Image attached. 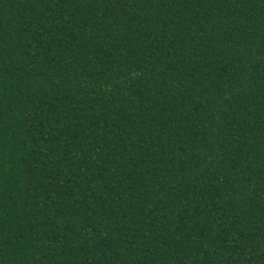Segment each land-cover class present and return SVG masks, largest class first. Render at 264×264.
Here are the masks:
<instances>
[{"label": "trees", "instance_id": "trees-1", "mask_svg": "<svg viewBox=\"0 0 264 264\" xmlns=\"http://www.w3.org/2000/svg\"><path fill=\"white\" fill-rule=\"evenodd\" d=\"M0 264H264V0H0Z\"/></svg>", "mask_w": 264, "mask_h": 264}]
</instances>
